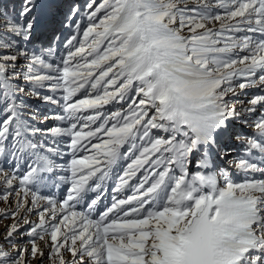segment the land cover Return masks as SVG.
<instances>
[{
	"label": "snow or ice",
	"instance_id": "snow-or-ice-1",
	"mask_svg": "<svg viewBox=\"0 0 264 264\" xmlns=\"http://www.w3.org/2000/svg\"><path fill=\"white\" fill-rule=\"evenodd\" d=\"M250 121L258 135H244ZM49 135L70 141L59 201L39 194L40 173L64 168L44 154L61 155ZM0 158L35 165L18 177L15 209L0 212L13 218L0 264L43 260L46 236L50 264H69L65 252L73 264H264V0H23L18 18L14 5L0 11ZM116 169L113 191L131 194L96 213ZM37 210L38 222L20 223Z\"/></svg>",
	"mask_w": 264,
	"mask_h": 264
},
{
	"label": "rangeland",
	"instance_id": "rangeland-1",
	"mask_svg": "<svg viewBox=\"0 0 264 264\" xmlns=\"http://www.w3.org/2000/svg\"><path fill=\"white\" fill-rule=\"evenodd\" d=\"M77 2L80 4V6L83 8V6L85 5V3L87 2V0H77ZM3 3H7L11 6V10L6 9L3 6ZM23 0H0V11L3 10H7V12L9 14L13 13V5L15 6V13L17 14V18H18V14L21 10V6H22ZM64 36H70L73 34V28L69 27L67 29L64 30ZM260 94L257 90H251L248 91L246 95H241L239 97L240 100L244 101L245 103H247V100L250 99L252 96ZM25 99H28L27 97ZM28 103L33 104L34 106H36L39 111L42 114H52V113H57V114H62L61 111V107H58L56 105H52V104H44L38 100L35 99H28ZM42 119V116L39 118ZM254 119V118H253ZM32 123H36V126L41 127V128H48L53 126L54 124L57 126H66L64 124V122L61 121H46L44 123H38L37 121H30ZM243 133L245 136H253V135H258V133L256 132V130L254 129V126H252L251 121L249 122V125H246L245 128L243 129ZM41 139V137H39V135L37 137L34 138L35 140H39ZM55 138H53L51 135H49L47 137V145L46 148L48 146L51 147H58L59 151L61 153V155H56V154H52V153H47L46 149H45V153L49 155L50 159H52L56 164L58 165H63L64 168H56L53 167L51 169V174H47V178L41 177L42 178V183L40 184L43 188H47L53 185L54 182V177L57 178V175L61 178V177H70L71 173H69V171H67V165H68V159L71 160V151L68 147V144L70 143V141L65 138L63 140H60L58 144L53 143V140ZM87 154V153H85ZM21 156H23L24 154H20ZM7 159H11V158H0V169H2V171H0V212H4V211H10V210H14L15 206H16V192L20 191V185H19V180L18 177L20 174L26 173V171L29 168V165L35 166L33 164V159L31 158H25V159H20L19 161V167L17 168L15 165V160H12V166L10 167L9 164L7 162H5ZM217 163L220 164L221 167L225 166L224 162L221 160H217ZM194 170V168L192 169ZM120 171V169H116L113 172V175L111 177V184L109 186H107V182H103V188L106 189V191L104 192V195L102 197V203H99L97 205L96 208V213L102 212L104 209H106L107 206H110V200L112 199L113 196L118 195L120 198H123L124 196H121V193L117 194L116 192L113 191V189L115 188V185L117 183V179H116V174ZM4 173H11L12 175L10 176V178H13L14 180V184L11 188H9L6 184V181L3 178ZM44 174V173H42ZM40 174V175H42ZM68 181V180H67ZM68 184L70 185V181H68ZM71 186V185H70ZM51 189V188H50ZM67 189L63 190L62 193H67ZM130 192L129 190H126V193ZM8 194L9 195V199L7 201L3 200L2 197L3 195ZM40 195L43 196H51L50 194V190L46 191L45 193L43 191L39 192ZM131 194V192L129 193V195ZM92 197L95 198V193H88V197ZM29 201L31 200V196L28 197ZM105 203V204H103ZM28 207L31 208L32 205L29 202ZM79 209L85 210L86 205L84 204H80L77 206V211ZM95 213V215H96ZM94 216V213H93ZM28 219L29 221L32 222H38V210L37 211H33V212H25L23 213V217L20 219V223L23 225V219ZM13 223V218L9 215L3 218H0V237H3L7 231L6 225H11ZM29 229L28 225H24L23 226V231L26 233ZM48 237H45V241H37L40 244V247L44 249V259L43 260H38L35 258H32L30 255L28 257V259L31 261V264H50V258L48 256V253L50 251L47 241ZM3 242V241H0ZM45 243L44 247H42V244ZM21 244L22 246H28L30 247L29 244V240L28 238H24L21 240ZM65 255H67V252L64 253V257Z\"/></svg>",
	"mask_w": 264,
	"mask_h": 264
},
{
	"label": "bare ground",
	"instance_id": "bare-ground-1",
	"mask_svg": "<svg viewBox=\"0 0 264 264\" xmlns=\"http://www.w3.org/2000/svg\"><path fill=\"white\" fill-rule=\"evenodd\" d=\"M62 187H63V182L62 181L57 182L51 197L56 199L57 201H59L61 198H58V197H60V192H61ZM80 211H82V210H80ZM44 245H45V243L42 244V247H44ZM43 251H44V249H43ZM65 260L68 261L69 264H73V258L71 257V255L69 253H67V255H65Z\"/></svg>",
	"mask_w": 264,
	"mask_h": 264
},
{
	"label": "trees",
	"instance_id": "trees-1",
	"mask_svg": "<svg viewBox=\"0 0 264 264\" xmlns=\"http://www.w3.org/2000/svg\"><path fill=\"white\" fill-rule=\"evenodd\" d=\"M3 6H4L6 9L11 10V6H12V5H9V4H7V3H5V4L3 3Z\"/></svg>",
	"mask_w": 264,
	"mask_h": 264
}]
</instances>
